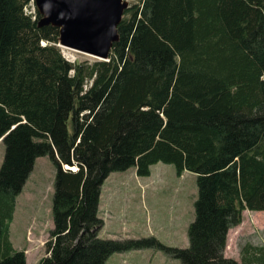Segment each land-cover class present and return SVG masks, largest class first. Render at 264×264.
<instances>
[{"label":"trees","instance_id":"16d2710c","mask_svg":"<svg viewBox=\"0 0 264 264\" xmlns=\"http://www.w3.org/2000/svg\"><path fill=\"white\" fill-rule=\"evenodd\" d=\"M136 1L106 61L69 63L32 0H0V264H25L8 225L44 156L52 227L36 264H103L148 248L181 264H264L262 247L223 256L241 212H264V0ZM158 162L195 176L187 247L98 238L106 177H146Z\"/></svg>","mask_w":264,"mask_h":264},{"label":"rangeland","instance_id":"374dc122","mask_svg":"<svg viewBox=\"0 0 264 264\" xmlns=\"http://www.w3.org/2000/svg\"><path fill=\"white\" fill-rule=\"evenodd\" d=\"M122 1L127 6L137 2ZM59 50L61 56L70 61L97 60L76 51ZM2 157L3 145L0 143V164ZM53 176L54 166L50 158H36L15 198L8 226L9 241L15 250L24 251L25 264H36L44 255L43 243L52 227ZM195 199V176L188 172L177 176L170 164L158 162L151 165L146 177H136L134 168L112 172L100 187L97 216L103 224L98 238L135 240L152 237L163 246L185 248ZM244 245L264 249V212H241L240 224L227 232L223 256L238 262ZM123 256L120 259L113 254L111 259L119 263L124 261L123 264H181L163 251L152 248L130 251Z\"/></svg>","mask_w":264,"mask_h":264},{"label":"water","instance_id":"95a60500","mask_svg":"<svg viewBox=\"0 0 264 264\" xmlns=\"http://www.w3.org/2000/svg\"><path fill=\"white\" fill-rule=\"evenodd\" d=\"M39 26L57 29L58 46L106 61L127 4L122 0H32ZM66 169V168H65Z\"/></svg>","mask_w":264,"mask_h":264},{"label":"crops","instance_id":"0c3cea01","mask_svg":"<svg viewBox=\"0 0 264 264\" xmlns=\"http://www.w3.org/2000/svg\"><path fill=\"white\" fill-rule=\"evenodd\" d=\"M100 198V197H99ZM13 214V213H12ZM12 219V218H11ZM10 224V223H9ZM9 226V225H8ZM8 240H9V234H8ZM9 243H10V241H9ZM11 244V243H10ZM12 246V245H11ZM13 248V247H12ZM14 249V248H13ZM15 250V249H14ZM125 253H128V252H125ZM117 255H118V257L121 259V258H123L124 256H123V254L124 253H116ZM112 256H113V254L112 255H110L107 259H106V261L103 263V264H123V262L124 261H122V263L120 262H118V260H114V261H112ZM126 257V256H125ZM25 259H26V257H25ZM111 259V260H110Z\"/></svg>","mask_w":264,"mask_h":264},{"label":"built area","instance_id":"2783aa9c","mask_svg":"<svg viewBox=\"0 0 264 264\" xmlns=\"http://www.w3.org/2000/svg\"><path fill=\"white\" fill-rule=\"evenodd\" d=\"M63 49H65V48H63ZM68 50H70V49H68ZM61 53V52H60ZM62 55V54H61ZM63 57V56H62ZM64 58V57H63ZM64 60L65 61H67V62H69V63H73L74 61H70V60H68V59H66V58H64Z\"/></svg>","mask_w":264,"mask_h":264}]
</instances>
